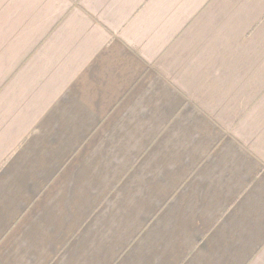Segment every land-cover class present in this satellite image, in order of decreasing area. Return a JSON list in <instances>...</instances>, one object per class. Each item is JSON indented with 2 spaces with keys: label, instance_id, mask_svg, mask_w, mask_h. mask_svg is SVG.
Segmentation results:
<instances>
[{
  "label": "crops",
  "instance_id": "1",
  "mask_svg": "<svg viewBox=\"0 0 264 264\" xmlns=\"http://www.w3.org/2000/svg\"><path fill=\"white\" fill-rule=\"evenodd\" d=\"M0 264H264V0H0Z\"/></svg>",
  "mask_w": 264,
  "mask_h": 264
}]
</instances>
